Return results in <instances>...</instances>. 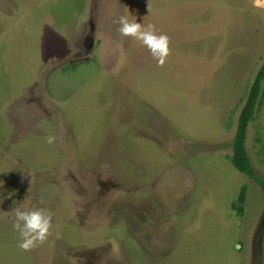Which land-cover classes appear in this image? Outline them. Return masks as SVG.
<instances>
[{
  "label": "rangeland",
  "instance_id": "1",
  "mask_svg": "<svg viewBox=\"0 0 264 264\" xmlns=\"http://www.w3.org/2000/svg\"><path fill=\"white\" fill-rule=\"evenodd\" d=\"M263 64L256 0H0V264H264ZM16 208L51 215L27 251Z\"/></svg>",
  "mask_w": 264,
  "mask_h": 264
},
{
  "label": "clouds",
  "instance_id": "2",
  "mask_svg": "<svg viewBox=\"0 0 264 264\" xmlns=\"http://www.w3.org/2000/svg\"><path fill=\"white\" fill-rule=\"evenodd\" d=\"M257 4H264V0H256ZM118 28L121 36L135 37L145 45L151 55L162 64L168 53V37L166 35H155L151 28L144 30L140 23L130 22L126 17L119 18ZM55 137L49 135L46 137L47 143L52 144ZM15 221L13 228L19 231L20 242L18 247L22 250H29L37 244L43 243L49 235L51 215L46 208L22 211L19 208L14 209Z\"/></svg>",
  "mask_w": 264,
  "mask_h": 264
},
{
  "label": "trees",
  "instance_id": "3",
  "mask_svg": "<svg viewBox=\"0 0 264 264\" xmlns=\"http://www.w3.org/2000/svg\"><path fill=\"white\" fill-rule=\"evenodd\" d=\"M264 82V64L257 73L253 84L251 85L247 99L241 110L237 130L233 144L232 163L234 167L241 173L248 175L253 180L258 181L246 149L247 131L250 122L254 119L256 111L261 106L262 84ZM246 189L243 188L239 196L241 205L245 202ZM240 211V208L238 209Z\"/></svg>",
  "mask_w": 264,
  "mask_h": 264
}]
</instances>
